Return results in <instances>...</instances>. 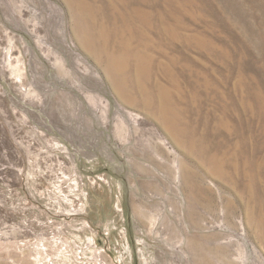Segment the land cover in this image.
I'll return each instance as SVG.
<instances>
[{
    "label": "rangeland",
    "instance_id": "obj_1",
    "mask_svg": "<svg viewBox=\"0 0 264 264\" xmlns=\"http://www.w3.org/2000/svg\"><path fill=\"white\" fill-rule=\"evenodd\" d=\"M0 264H264V0H0Z\"/></svg>",
    "mask_w": 264,
    "mask_h": 264
}]
</instances>
